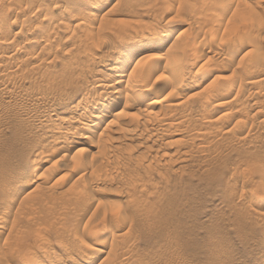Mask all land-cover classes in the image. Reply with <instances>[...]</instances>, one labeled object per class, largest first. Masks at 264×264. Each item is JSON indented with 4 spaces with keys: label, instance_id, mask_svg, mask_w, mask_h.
Returning a JSON list of instances; mask_svg holds the SVG:
<instances>
[{
    "label": "rangeland",
    "instance_id": "374dc122",
    "mask_svg": "<svg viewBox=\"0 0 264 264\" xmlns=\"http://www.w3.org/2000/svg\"><path fill=\"white\" fill-rule=\"evenodd\" d=\"M4 1L0 264H29L34 257L46 264L54 258L62 259L59 264H264V213L254 212L255 199L264 197V0H103L98 6L97 0ZM77 5L86 7L77 12ZM13 18L29 28L5 30ZM153 27L158 37L149 36ZM23 30L29 45L8 60L4 56ZM14 32L21 34L14 39ZM29 50L38 56L25 62ZM252 61L254 67L246 66ZM180 64L183 72L173 79ZM104 73L106 83L121 73L134 79L143 94L118 96L117 108L99 124L110 123L101 136L103 155L86 145L88 156L74 150L60 156L57 148L68 147L85 109L93 111L85 103L93 102L90 86ZM169 73L172 82L162 76ZM231 77V94L216 96V86ZM171 90L176 93L169 96ZM258 91L260 102L253 98ZM210 93L215 96L206 98ZM125 101L131 109L122 108ZM121 108L130 115L112 114ZM164 114L168 125L173 121L170 130L153 119ZM155 126L164 128L159 137L152 134ZM57 129L68 131L64 145L53 143ZM84 225L92 236L102 229L95 238L102 240L99 250L89 256L76 239Z\"/></svg>",
    "mask_w": 264,
    "mask_h": 264
},
{
    "label": "bare ground",
    "instance_id": "6f19581e",
    "mask_svg": "<svg viewBox=\"0 0 264 264\" xmlns=\"http://www.w3.org/2000/svg\"><path fill=\"white\" fill-rule=\"evenodd\" d=\"M4 1V0H3ZM6 1V0H5ZM4 1V2H5ZM14 1V0H13ZM29 1V0H28ZM83 1V0H82ZM85 1V0H84ZM84 1H83V4H84ZM87 1V0H86ZM103 0H97V4H96V6H98V4L100 3V2H102ZM105 1V0H104ZM15 2H16V0H15ZM18 2H20V1H18ZM30 2V1H29ZM28 2V3H29ZM32 2V1H31ZM39 2H40V0H39ZM80 2V1H79ZM93 2V1H92ZM106 2V1H105ZM13 3V2H12ZM41 3V2H40ZM77 3V2H76ZM82 3V2H81ZM91 3V2H90ZM89 3V4H90ZM142 3V2H141ZM2 4V0H0V5ZM4 4V3H3ZM24 4V3H23ZM30 4V3H29ZM54 4V3H53ZM53 4H52V6H53ZM85 4H87V3H85ZM92 4V3H91ZM95 4V3H94ZM4 5H6V4H4ZM93 5V4H92ZM77 6H80V5H77ZM84 7H86L85 5H83ZM82 5L78 8V10H77V12H80L81 10H84L85 8L83 7ZM1 7V6H0ZM6 7V6H5ZM22 7V6H21ZM24 7V6H23ZM22 7V8H23ZM29 7V6H28ZM26 8V9H29V10H31V7H29V8ZM46 7V6H45ZM48 7V6H47ZM22 8H19V9H22ZM25 8V7H24ZM52 8V7H51ZM67 8V7H66ZM10 9H11V7H10ZM18 9V10H19ZM68 9V8H67ZM1 10V9H0ZM23 10V9H22ZM69 10V9H68ZM7 11V10H6ZM26 11V10H25ZM28 11V10H27ZM43 11V10H42ZM64 11H66V9L64 10ZM64 11H62V13L64 12ZM2 10L0 11V26H3L2 25V21L4 20V17L5 18H7V16H9L8 14H7V16H5V15H3L2 13H4V12H2ZM19 12H20V10H19ZM22 12V11H21ZM47 12H48V10H47ZM83 12V11H82ZM30 13V12H29ZM67 13V12H66ZM65 13V14H66ZM14 14V13H13ZM22 14H24V12L23 13H21V17H22ZM36 14V13H35ZM47 14L48 13H46V15H45V18H46V16H47ZM61 14V13H60ZM11 16V15H10ZM15 16V15H14ZM13 16V17H14ZM63 16V15H62ZM17 17H19V16H17ZM24 17H25V15H24ZM37 17V16H36ZM10 18V17H9ZM48 19L50 18V16H48L47 17ZM72 18V17H71ZM78 18V17H77ZM155 18H157V17H155ZM21 19V18H20ZM18 20L17 18L16 19H12V20H9V19H7V21H10L8 24H9V26H6L5 25V30H7V27L11 30L12 28H19V29H24V26L26 27L27 26V24H26V20ZM27 19H29V18H27ZM47 19V20H48ZM54 19V18H53ZM73 19V18H72ZM160 19V18H159ZM44 20V19H43ZM60 20V19H59ZM59 20H57L58 22H59ZM79 20V19H78ZM84 20V19H83ZM86 20H87V18H86ZM50 21V20H49ZM116 21V20H115ZM3 22H5V21H3ZM58 22H56V24L58 23ZM76 22H78V21H76ZM80 22V21H79ZM125 22V21H124ZM129 22V21H128ZM159 22V21H158ZM28 23V22H27ZM29 23L30 24H33V23H31V21L29 20ZM85 23V22H84ZM157 22L155 21V24H156ZM49 24H53V23H49ZM61 24H62V22H61ZM75 24V23H74ZM73 24V25H74ZM88 24V23H87ZM153 24H154V22H153ZM162 24V23H161ZM40 24H38V26H39ZM54 25V24H53ZM58 25V24H57ZM57 25H54L53 27L55 28V26H57ZM63 25L65 26V24L63 23ZM83 25V24H82ZM157 25H159V24H157ZM157 25H156V27H157ZM28 26H29V24H28ZM42 26H46V25H43L42 24ZM41 26V27H42ZM49 26V25H48ZM45 27V28H49V27ZM62 26V25H61ZM163 26V25H162ZM40 27V26H39ZM44 27H42V28H44ZM53 27H52V31H53ZM63 27V26H62ZM66 27V26H65ZM154 28L153 27V29L149 32V36L151 37V38H153V37H156L157 35H159L161 32H159L158 33V28ZM159 27H161L160 25H159ZM0 28H2V27H0ZM27 28V27H26ZM29 28V27H28ZM27 28V29H28ZM33 28V27H32ZM32 28H31V30H32ZM45 28H44V30H45ZM57 28L58 27H56L55 29L57 30ZM67 28H69V25H68V27ZM79 28V27H78ZM26 29V30H27ZM34 29V28H33ZM38 29V27L36 26V28H35V30H37ZM81 29H83V28H81L80 27V30ZM2 30V29H1ZM15 30V29H14ZM44 30H42L43 32H44ZM55 30V31H56ZM24 31V30H23ZM33 31V30H32ZM46 31V30H45ZM72 31V30H71ZM87 31H89V29L87 30ZM161 31V30H160ZM212 31V30H211ZM218 31V30H217ZM35 32V31H34ZM37 32V31H36ZM43 32H42V34H43ZM85 32H86V30H85ZM84 32V33H85ZM198 33L199 31L198 30H196L195 31V33ZM210 32V31H209ZM15 33V32H14ZM20 33V32H19ZM19 33H15L14 35H13V38L15 39L17 36H19L20 34ZM50 33V32H49ZM49 33L47 34V36H49ZM53 33H55L54 35H56V33L57 32H54L53 31ZM194 33V34H195ZM8 34V33H7ZM28 34V33H27ZM26 34V35H27ZM29 34H30V31H29ZM32 34V33H31ZM51 35H52V33H50ZM116 34V33H115ZM193 34V35H194ZM211 34V33H210ZM3 35V34H2ZM1 35V33H0V36H2ZM23 35V38H21V39H19L18 38V40H16L17 42H16V44H15V48H14V50H12V48H10V50H12L11 52H9L8 50L9 49H7V48H5V49H7V51L9 52L8 54H9V56L8 55H5L4 57H6L7 56V58H9L8 60H10L11 58H13L14 56L13 55H15L16 56V54L15 53H18V52H16V51H19V53H20V50L24 47V46H27V44H28V40L30 39V37L27 35V37H26V35H25V31H24V34H22ZM24 35H25V37H24ZM32 35H34V34H32ZM39 36H42V35H40V34H38ZM46 35V34H45ZM50 35V36H51ZM53 35V38L55 37ZM87 35V34H86ZM215 35H218V34H216L215 33ZM214 35V36H215ZM36 36V35H35ZM39 36H37V38L39 37ZM91 36V35H90ZM120 36V35H119ZM204 36V35H203ZM8 37V36H7ZM29 37V38H28ZM43 37V36H42ZM52 37V36H51ZM143 37V36H142ZM142 37H140L141 38V40H143L142 39ZM150 37H148V38H150ZM158 37V36H157ZM193 38H194V36H192ZM195 37H196V34H195ZM217 37V36H216ZM216 37H214V39H213V41L214 40H216ZM2 37H0V39H1ZM12 38V39H13ZM32 38V37H31ZM50 38V37H49ZM48 38V39H49ZM78 38V37H77ZM144 38V37H143ZM148 38H146V39H148ZM150 38V39H151ZM171 38V34H167V37H166V39H168V40H164L163 42H165V41H169V39ZM202 38V37H201ZM206 38V37H205ZM204 37H203V39L204 40H206ZM3 40H5V38H2ZM6 39H11V38H6ZM33 39H35L34 37H33ZM32 39V40H33ZM156 39V38H155ZM2 40V41H3ZM51 40H52V38H51ZM54 40V39H53ZM95 40V39H94ZM111 40V39H110ZM149 40V39H148ZM151 40H153V39H151ZM150 40V41H151ZM204 40H202L203 42H207V40L206 41H204ZM13 41H15V40H13ZM47 41H49V40H47ZM89 41V40H88ZM107 41V42H106ZM108 41L109 40H105V44H110V42L108 43ZM144 41H147V40H144ZM191 41V40H190ZM201 41V42H202ZM6 42H8V40L6 41ZM6 42H5V44H6ZM30 42V41H29ZM38 42V41H37ZM149 42V41H148ZM154 42V41H153ZM192 42V41H191ZM200 42V41H199ZM200 42V43H201ZM211 42V41H210ZM210 42H208V44L209 45H211L213 42H211V44H210ZM215 42V41H214ZM1 43V42H0ZM14 43V42H13ZM31 43H34V42H31ZM88 43V42H87ZM103 43H104V41H103ZM115 43V42H114ZM114 43H111V44H114ZM144 43V42H143ZM147 43V42H146ZM9 44V43H8ZM11 44V43H10ZM9 44V45H10ZM47 44H48V42H47ZM98 44V43H97ZM110 44V45H111ZM119 44H121V43H119ZM123 44V43H122ZM138 44H141V42H139ZM156 44V43H155ZM154 44V45H155ZM161 44V43H160ZM205 44H207V43H205ZM0 45H2V44H0ZM7 45V44H6ZM5 45V46H6ZM12 45V44H11ZM29 45V44H28ZM32 45H34V44H32ZM100 45V44H99ZM144 45V44H143ZM184 45V44H183ZM4 45H2L1 47H3ZM4 46V47H5ZM86 46V45H85ZM88 46V45H87ZM146 46V45H145ZM153 46V45H152ZM185 46V45H184ZM93 47V46H92ZM148 47V46H147ZM146 47V48H147ZM155 47V46H154ZM141 48V47H140ZM88 49V48H87ZM90 49V48H89ZM99 49V48H98ZM101 49V48H100ZM124 49V48H123ZM155 49V48H154ZM3 50V49H2ZM158 50V49H157ZM7 51H5L4 50V52H7ZM50 51V50H49ZM84 51H85V49H84ZM89 51H91V50H89ZM0 52H1V50H0ZM3 51H2V53H4ZM28 52V53H27ZM26 53L28 54L27 55V57L24 59V61L26 62V61H31V60H34V58H36V56H38V55H34L33 54V52L31 51V53H30V50L29 51H27ZM77 52H79V51H77ZM202 52V51H201ZM200 52V53H201ZM25 53V54H26ZM36 53V52H35ZM38 53V52H37ZM21 54H22V51H21ZM85 54V53H84ZM23 55V54H22ZM154 55V54H153ZM152 55V56H153ZM3 56V55H2ZM1 56V57H2ZM11 56H13V57H11ZM19 56V58H20V56L21 55H18ZM57 56V55H56ZM143 57H144V55H142ZM3 58V57H2ZM16 58H18V57H16ZM16 58H13V59H16ZM22 58V57H21ZM163 58V57H162ZM40 59V58H39ZM75 59V58H74ZM156 59V58H155ZM3 59H1V61H2ZM6 60V59H5ZM72 60V59H71ZM79 60V59H78ZM141 60V57L140 58H138L137 59V61L136 62H138V64L137 65H139L140 63H139V61ZM14 61H16V60H14ZM18 61H19V59H18ZM35 61H37V59H35ZM34 61V62H35ZM113 61H114V59H113ZM148 61V60H147ZM156 61V60H155ZM5 62H7V60L5 61ZM10 62V61H9ZM11 62H13L12 60H11ZM19 62H21V59H20V61ZM72 62V61H71ZM76 62V61H75ZM16 63V62H15ZM14 63V64H15ZM32 62H30L29 64H31ZM36 63V62H35ZM53 63V62H52ZM118 63V62H117ZM149 63V62H148ZM250 63H253V61L252 62H249L248 64H246V66H248V65H250L251 66V64ZM254 63H255V61H254ZM13 63H11L10 65H12ZM33 64V63H32ZM38 65H40V63H39V60H38V63H37ZM111 64V63H110ZM141 64H142V62H141ZM1 65V64H0ZM18 65H19V63H18ZM26 65H27V63H26ZM118 65V64H117ZM144 65V64H143ZM154 65V64H153ZM255 65V64H254ZM254 65L253 66H251V67H254ZM16 67H18L17 66V63H16V65H15ZM20 66V65H19ZM24 65H22V67H23ZM27 66H29V65H27ZM33 66V65H32ZM35 66V65H34ZM33 66V67H34ZM110 66V65H109ZM111 66H113L112 64H111ZM115 66H116V63H115ZM146 66V65H145ZM177 66V65H176ZM245 66V65H244ZM8 67V66H7ZM11 67V66H10ZM15 67V68H16ZM21 67V68H22ZM25 67V66H24ZM23 67V68H24ZM32 67V68H33ZM119 67V66H118ZM123 67H124V65H123ZM122 67V68H123ZM154 67H155V65H154ZM153 66L151 67L152 69L154 68ZM183 67V66H182ZM182 67H181V64L180 65H178L174 70V74H173V79H175V78H177L178 76H180V74H182V72H183V69H182ZM185 67V66H184ZM19 68V67H18ZM108 67H106V69H107ZM110 69L111 68H113V67H109ZM108 68V69H109ZM116 68H117V66H116ZM126 68V67H125ZM141 68V67H140ZM146 68V67H145ZM244 68V67H243ZM248 68V67H247ZM257 68V67H256ZM260 68V67H259ZM262 68V67H261ZM11 69H12V67H11ZM17 69V68H16ZM20 69V68H19ZM81 69V68H80ZM115 69V68H114ZM187 69V68H186ZM190 69V68H189ZM246 69V68H245ZM258 69V68H257ZM9 70V69H8ZM8 70H7V72H8ZM127 70V69H126ZM188 70V69H187ZM186 70V71H187ZM252 70V69H251ZM261 70H263V68L261 69ZM6 71V70H5ZM16 71V70H15ZM122 71V70H121ZM151 71H153V70H151ZM150 71V72H151ZM173 71V70H172ZM186 71H184L185 73H186ZM247 71H248V69H247ZM253 71H255V70H253ZM18 72V71H17ZM21 72V71H20ZM133 73H135V70H133L132 71ZM137 72V71H136ZM141 72V71H140ZM139 72V73H140ZM244 72V71H243ZM251 72V71H250ZM262 72V71H261ZM13 73H14V71H13ZM13 73L11 74V75H13ZM16 73V72H15ZM64 73V72H63ZM66 73V72H65ZM119 73V72H118ZM123 73V72H122ZM122 73L119 75V76H117V78L112 82V83H106V81H107V79H109V75L107 74V73H104V75L102 76L103 78L101 79V78H98V79H96V80H94V85L92 86H90V87H92L91 88V90H93L92 92L94 93V96H93V98H94V100H92L93 102H91L90 103V100L92 99H88V97L86 98V96H85V98L86 99H88L89 100V102H86L85 103V106H87V105H91V104H93V111H87V109H85V112H84V114H82V117H81V121H80V125H79V123H77L78 125L75 127V132H74V134H75V136L73 135V139H71V140H68V142H70V144L68 145V147L66 146V148L65 147H59V148H57V150L59 151V152H61L62 154L60 155V156H65V155H67V153L68 152H70V151H72V150H74V152L75 153H77V154H80V155H82V153H83V155L85 154V152L86 151H88L87 150V147H86V145L87 146H89V147H97L98 149L100 148V145H103V141H106L105 139H102L101 138V136L103 135V134H105L104 133V131L107 129V126L110 124L109 122H107L106 124H105V126H100L99 124L101 123V121L104 119V117H106V116H108L107 114L109 113V111L111 110V109H115V108H117L116 106L119 104V101H117L118 100V98L120 97V96H122V94L124 93V98L126 99V98H128L129 100L132 98V97H134V96H137V95H141V94H143V91H142V89H141V87H138L136 84H134V79H132V81H133V83L131 82V81H129V80H131V79H129V78H127V79H124L123 78V75H122ZM126 73H127V71H126ZM132 73V74H133ZM142 73V72H141ZM146 73V72H145ZM173 73V72H172ZM172 73H169L167 76H164V75H162L163 76V78H164V80H171V78L169 77ZM188 73V72H187ZM248 73V72H247ZM253 73V72H252ZM256 73V72H255ZM259 73V72H258ZM263 74H264V72H262ZM5 74H6V72H5ZM132 74L129 72V75L131 76V78H132ZM254 74V73H253ZM42 75V74H41ZM55 75V74H54ZM61 75V74H60ZM129 75H127V76H129ZM143 76H145L144 74H142ZM187 75V74H186ZM257 75V74H256ZM2 76H6V75H2ZM1 76V77H2ZM56 76V75H55ZM58 76V75H57ZM126 76V77H127ZM134 76H137V75H134ZM134 76H133V78H134ZM149 76V75H148ZM147 76V77H148ZM246 76V75H245ZM250 76V75H249ZM258 76V75H257ZM260 76V75H259ZM41 77H43V76H41ZM246 77H248V76H246ZM254 77V76H253ZM263 77V76H262ZM261 77V78H262ZM5 78V77H4ZM7 78H8V73H7ZM64 78V77H63ZM232 78V77H231ZM234 78V77H233ZM228 79L229 80V83H227L226 81V83L224 84V82H223V86H222V84H221V89L220 88H218L220 85L218 84L217 86H216V89H219L220 91H219V93L217 94V91L218 90H214L213 92L214 93H216L215 95L217 96V95H224V94H228V92L230 93V89H231V86H232V84H231V82L232 81H230V80H234V82H235V79ZM250 78H252V76L250 77ZM258 78V77H257ZM261 78H259V80L261 79ZM264 78V77H263ZM262 78V79H263ZM54 79V78H53ZM129 79V80H128ZM214 79V78H213ZM261 79V80H262ZM4 80V79H3ZM48 80V79H47ZM166 80V81H167ZM240 80V79H239ZM243 80H245V79H243ZM258 80V79H257ZM256 80V81H257ZM1 81H2V79H1ZM6 81V80H5ZM4 81V82H5ZM165 81V82H166ZM211 81H212V79H211ZM263 81V80H262ZM137 82V81H136ZM170 82H172V80L170 81ZM48 83V82H47ZM167 83V82H166ZM175 83V82H174ZM233 83V82H232ZM236 83V82H235ZM235 83H234V85H235ZM238 83V82H237ZM3 84V83H2ZM1 84V85H2ZM5 84V83H4ZM170 84V85H169ZM171 84H173V83H169L168 82V85L169 86H171ZM183 84H185V83H183ZM183 84H182V86H183ZM167 85V84H166ZM233 85V86H234ZM172 87V86H171ZM235 87V86H234ZM233 87V88H234ZM84 88V87H83ZM87 88V87H86ZM230 88V89H229ZM232 88V89H233ZM262 88V87H261ZM89 89V88H88ZM146 89V88H145ZM171 89V88H170ZM169 89V90H170ZM172 89H174V87H172ZM179 90H181L180 88H178ZM177 89V90H178ZM241 89V88H240ZM84 90H85V88H84ZM211 90V89H210ZM1 91V90H0ZM89 90H87V92H88ZM148 94H149V92L150 91H148V89H146L145 90ZM241 91H242V89H241ZM4 92V91H3ZM85 92V91H84ZM171 92H173V93H176V91H169V96H171V95H174V94H172ZM211 92V91H210ZM232 92V91H231ZM240 92V91H239ZM83 93V92H82ZM86 93V92H85ZM205 93V92H204ZM209 93V92H208ZM88 94V93H87ZM171 94V95H170ZM231 94V93H230ZM240 94V93H239ZM263 94V93H262ZM262 94L260 93V91H258L257 93H255V96L253 97V98H255V100L257 101V100H259V102H260V99L262 98ZM89 95V94H88ZM91 95H93V94H91ZM109 95H111V96H109ZM208 95V96H207ZM206 95V98H209V97H211V96H213L214 94H212L211 95V93H210V95L209 94H207ZM214 95V96H215ZM82 96H84V95H82ZM90 96V95H89ZM119 96V97H118ZM77 97H79V96H77ZM264 97V96H263ZM65 98V97H64ZM84 99V98H83ZM135 99V98H134ZM211 99V98H210ZM214 99V98H213ZM60 100V99H59ZM81 100V99H80ZM107 100H110V101H107ZM208 100V99H207ZM262 100V99H261ZM87 101V100H86ZM135 101V100H134ZM181 101V100H180ZM205 101V100H204ZM64 102V101H63ZM78 102V101H77ZM129 102V101H128ZM127 101H125L124 103H123V107L122 108H125V106H130V105H132V104H130V103H128ZM182 102V101H181ZM208 102H210V101H208ZM60 103V102H59ZM176 103V102H175ZM201 103H204V102H201ZM79 104V103H78ZM169 104V103H168ZM168 104H167V106H168ZM174 104V103H173ZM181 104V103H180ZM179 104V102H177V105H180ZM206 104V103H205ZM50 105V104H49ZM49 105H46L47 107L49 106ZM62 105V104H61ZM75 105V104H74ZM76 105H77V103H76ZM80 105V104H79ZM176 105V106H177ZM174 107H175V105H173ZM205 106V105H204ZM41 107H43V106H41ZM74 107H76V106H74ZM91 107V106H90ZM134 107V106H133ZM132 107V108H133ZM169 107H170V104H169ZM44 108H46V107H44ZM72 108V107H71ZM122 108L118 111L117 109H116V111H115V113H112V114H117V115H122V117H124V115H130V114H125L124 112H123V110H125V109H123L122 110ZM130 109H131V107H129ZM129 108H128V111H129ZM171 108H173V107H171ZM205 108H207L206 106H205ZM48 109V108H47ZM127 109V108H126ZM99 110H102V112L100 113V115L99 114H97V117H96V115H95V117H96V119H90L91 118V116L93 115V113L94 112H97V111H99ZM170 110V112H171V110L172 109H169ZM203 110V109H202ZM126 111V110H125ZM198 111H200L199 109H198ZM205 111H206V109H205ZM93 112V113H92ZM169 112V113H170ZM83 113V112H82ZM99 113V112H98ZM168 113V112H167ZM166 113V114H167ZM166 114H164L163 115V117H161L160 115V118H159V116H154L155 118H153V119H156V118H158V119H156V120H154L155 122H156V124H158L159 123V125H161V126H163V127H165V130L166 129H168L169 128V126H171V127H173V125L174 124H172L173 123V121H172V123H171V125H168L169 124V122H168V120H169V116L170 115H166ZM200 114H202V113H200ZM53 115H55V114H53ZM174 115V114H173ZM172 115V117H174ZM229 115V114H228ZM56 117H57V115H56ZM132 117V116H131ZM136 118V116H133L132 118ZM171 117V118H172ZM59 118V117H58ZM78 118H80V115H79V117ZM125 118H126V116H125ZM60 119V118H59ZM77 119V118H76ZM152 119V120H153ZM206 119V118H205ZM49 120H50V117H49ZM78 120V119H77ZM139 120V118H137V121ZM172 120V119H171ZM209 120V119H208ZM79 121V120H78ZM132 121H136L135 119H133ZM204 121H206V122H209V121H207V120H204ZM77 122V121H76ZM171 122V121H170ZM212 122V121H211ZM153 123V122H152ZM154 124V123H153ZM165 125V126H164ZM160 126V127H161ZM176 126V125H175ZM175 126H174V128H175ZM216 126V125H215ZM72 127V126H71ZM155 127H157V126H155ZM154 127V128H155ZM168 127V128H167ZM187 127V126H186ZM189 127V126H188ZM210 127V126H209ZM73 128H74V126H73ZM158 128V127H157ZM173 128V129H174ZM211 128V127H210ZM60 129H62V128H60ZM159 129L160 128H158V129H156V131L154 132V133H152L153 135H157V134H159L160 133V131L162 130H164V128H162L160 131H159ZM217 129V128H216ZM58 130V129H57ZM73 130V129H72ZM158 130V131H157ZM168 130H170V129H168ZM172 130V129H171ZM200 130V129H199ZM210 130V129H209ZM71 131V130H70ZM70 131H69V134H70ZM126 131H129V133H131L130 131V129L128 130H126ZM134 131V129L132 130V132ZM161 131V133H163ZM204 131V130H203ZM56 132V131H55ZM198 132V131H197ZM201 132V131H200ZM72 133V132H71ZM160 133V134H161ZM57 134H58V136L56 137V136H54L53 138L54 139H52L53 140V143H54V145L56 144V145H59L60 143L61 144H63V140H66V139H68V138H65V139H63L64 137H67V135H68V131H65V130H58L57 131ZM133 134V133H132ZM132 134H130V135H132ZM151 134V135H152ZM174 134H177V132H174ZM72 135V134H71ZM78 135L80 136V138L78 139ZM162 135V134H161ZM158 136V135H157ZM157 136H156V138H157ZM199 136V135H198ZM72 137V136H71ZM94 137L96 138V139H94ZM159 137V136H158ZM93 138V140L91 141V139ZM105 138V137H104ZM70 139V138H69ZM158 139H161V138H158ZM157 139V140H158ZM81 140V141H80ZM101 140H103V141H101ZM90 141V142H89ZM169 141V140H168ZM168 141H165V143H167ZM171 141H173L174 143H175V140L173 139V140H170V142L169 143H171ZM65 142H67V141H64V143ZM153 142V141H152ZM155 142V141H154ZM172 142V144H174ZM106 143V142H105ZM104 143V144H105ZM152 144H154V143H152ZM151 144V145H152ZM64 145V144H63ZM160 145V144H159ZM166 145V144H165ZM60 146V145H59ZM58 147V146H57ZM147 147H149V146H147ZM158 147V146H157ZM160 147H162V146H160ZM96 148V149H97ZM103 148H104V150H106L105 148L106 147H104L103 146ZM151 147H149V149H150ZM100 149H102V148H100ZM107 149H109V148H107ZM148 149V148H147ZM101 152V151H100ZM180 152V151H179ZM185 152V151H184ZM99 153V152H98ZM105 153V152H104ZM106 153L107 154H109L107 151H106ZM182 153H183V151H182ZM186 153V152H185ZM40 154V153H39ZM38 154V155H39ZM100 154V153H99ZM101 154L103 155V149H102V152H101ZM86 155H87V152H86ZM106 154H104V156H105ZM88 156V155H87ZM94 156V155H93ZM109 156H111L110 154H109ZM108 156V157H109ZM90 157H91V155H90ZM107 157V156H106ZM106 157H103V158H105V160H108V159H106ZM45 161H49V162H51V159H49V157H48V159L46 158L45 159ZM149 163V162H148ZM148 165V164H147ZM36 180L34 179V182H35ZM254 203L256 204V207L257 208H255L256 210H254V208H253V210H254V212L255 213H257V214H261V213H264V197L262 198V197H260V198H257V199H255V201H254ZM89 225H84L83 227H82V229L81 230H78L77 231V234H76V239L77 240H79V242L81 241V242H83V243H85L86 244V246H84L85 248H86V254H88V256H89V254H92V253H94V252H96V251H98L99 249H98V247L96 246L99 242L98 241H100V240H96L95 238L97 237V235L99 234V232L102 230V229H98V231H97V229H96V231L97 232H92L94 235L92 236L91 235V230H90V228L88 227ZM101 234V233H100ZM88 241V242H85V241ZM102 242V240L100 241V243ZM82 245V244H81ZM85 255V254H84ZM69 258V257H68ZM70 258H73V257H70ZM29 260V264H46L43 260H41V258H37V257H34V258H32V259H28ZM61 260L62 259H60V258H54V261H53V263L51 262V264H59L60 262H61Z\"/></svg>",
    "mask_w": 264,
    "mask_h": 264
}]
</instances>
